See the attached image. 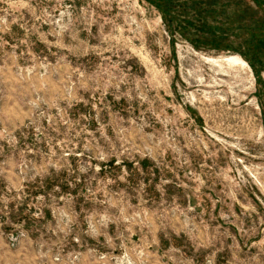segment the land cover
I'll return each mask as SVG.
<instances>
[{"label":"rangeland","instance_id":"obj_1","mask_svg":"<svg viewBox=\"0 0 264 264\" xmlns=\"http://www.w3.org/2000/svg\"><path fill=\"white\" fill-rule=\"evenodd\" d=\"M0 264H264V0H0Z\"/></svg>","mask_w":264,"mask_h":264}]
</instances>
